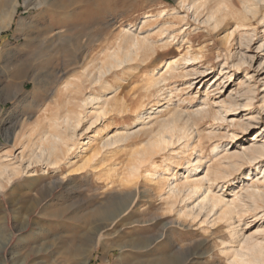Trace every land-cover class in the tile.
<instances>
[{
    "label": "bare ground",
    "instance_id": "obj_1",
    "mask_svg": "<svg viewBox=\"0 0 264 264\" xmlns=\"http://www.w3.org/2000/svg\"><path fill=\"white\" fill-rule=\"evenodd\" d=\"M44 1L46 0H37L35 6H43ZM76 1L87 9L93 0H67L63 8L74 6ZM27 2L25 0V3ZM239 2L241 9L236 10L233 0H179V5L186 13L169 6H164L156 13L148 12L141 24L123 26L114 41L105 46L97 57L90 59L87 58L83 43L77 47V41L82 38L81 33L64 39L59 37L58 41H48V34H45L42 42L48 47V56H64L63 58L68 59L67 66L74 67L73 73L64 78H60L56 72L49 74V79L56 76L59 81L54 95L55 108L51 115L46 114L49 111L48 106H42L45 116L41 115L33 122L13 123L11 130L15 131L5 129L1 132L5 141L13 139V146L19 149V152L17 155L8 149L0 152V192L21 173L36 175L37 165L59 168L62 164H67L70 169L84 170L95 163H105L109 155L115 152L128 150V163L123 168L122 185H132L142 178L156 190L164 213H174L175 216L168 217L164 228H174L175 224L190 226L198 223L203 231L208 233V237L197 243L199 245L196 249L210 244L204 251L198 252L206 256L204 264H214L216 259L223 261V264H264V223L251 233L246 230L250 224L249 218L255 221L264 219V136L258 140L260 135H257V132L247 144L241 143L239 147L234 148L230 147V144L236 142L238 134L235 131L222 132L214 127L228 121V116L237 112L241 105H253L256 88L250 81L251 77L246 74L236 84L235 90L243 99L241 102L233 98L234 94L231 92L229 98L222 100L216 107L215 100L211 97V93L220 89L226 78L232 79L233 73L230 72L218 79L222 78L221 81L216 80L208 87L201 102L195 106L189 107L182 101L176 102L173 94L178 87L173 84L178 78L186 75V63L204 56L203 49L192 48L188 38L184 41L190 45L180 57L165 60L157 71L149 70L156 59L173 51V45L182 34L189 36L198 29L189 27L188 31L183 28L190 24L188 17L198 24H203L211 34L218 35L227 26V22L233 19L234 28L220 37L227 51L226 59H232L233 67L240 68L244 64H250L243 56L236 62L242 49L237 48L238 51L233 52V48L236 44L241 47L243 39H251L255 30L247 29L249 26L253 27L249 24L251 19L264 23V0ZM54 3L48 1L47 5L54 8ZM1 4V8L11 5L8 10L0 9V20L5 22L1 29H7L12 25L21 1L1 0ZM78 12L81 14L80 10ZM74 17H77L75 13ZM23 25L24 20H20L19 27ZM73 25L75 27L70 25L72 30L77 27ZM263 46L264 43L260 45ZM10 56L2 51L0 53L2 66L5 68L12 65ZM220 56L221 53H218V57ZM14 63L18 65V62ZM225 63H228L227 60ZM26 66L19 70L13 81L10 79L12 82L8 86L2 88L4 94L14 92L15 97L18 95L22 87L17 80L25 77ZM144 67L145 72L141 79H138V86L128 90L140 69ZM209 75L207 74L206 78ZM189 84L192 87L193 83ZM212 87L216 88L211 90ZM261 104L264 109V95ZM129 116L132 117V122L117 126L111 131L113 120L126 119ZM256 117L253 115L247 123L239 122L237 126L242 131H248V125ZM99 125L101 126L92 136L82 138L86 132ZM76 148L87 154H79L78 160H70V154ZM106 172L113 175L116 168L111 165ZM239 174H242L238 177L242 185L234 187L231 196L226 195L225 187L238 183L235 177ZM131 194L128 193L125 197L128 199ZM130 204L131 201L117 214L106 217L105 221L94 228L95 233L100 237L106 229L112 228ZM113 206L117 204L114 202ZM101 216L104 217V214ZM224 229L228 238L215 235L217 231ZM100 242L97 241L96 245ZM191 250L193 249L190 246L180 244L173 250L174 253L166 255L160 264H178L192 254ZM90 262V259H87L81 264Z\"/></svg>",
    "mask_w": 264,
    "mask_h": 264
},
{
    "label": "rangeland",
    "instance_id": "obj_2",
    "mask_svg": "<svg viewBox=\"0 0 264 264\" xmlns=\"http://www.w3.org/2000/svg\"><path fill=\"white\" fill-rule=\"evenodd\" d=\"M20 1L21 5L10 27L1 29L5 22L0 20V53L2 51L11 55L13 60L12 65L5 68L2 66L3 60L0 57V109L2 111L0 134L2 137L1 132L5 129L15 131L11 130L13 123L33 122L41 115L45 116L41 109L42 106H48L49 111L46 114L51 115V111L55 108L54 95L59 81L56 76L49 79V74L56 72L60 78H64L73 73L74 67L67 66L68 59L63 58L64 56L59 58L48 56V47L42 42L45 34H48V41L49 39L58 41L59 37L64 39V37L81 33L82 38L77 41V47L83 43L84 50H87V58L90 59L97 57L105 46L110 45L123 26L141 24L148 12L156 13L164 6H169L176 7L181 13H186V10L179 5V0H96V2L93 0L88 4L91 9L90 7L86 9L77 1L70 8H63L67 0H46L41 7L35 6L37 0H27L28 4L25 0ZM48 1L55 2V7H48ZM233 3L236 10L241 9L239 0H233ZM29 5L32 7L29 8ZM1 6L0 0V9L11 8V5L2 8ZM263 8L264 6L262 13H264ZM75 9L80 10L81 14ZM74 13L77 17H74ZM20 20H24L22 27H19ZM188 21L190 24L183 28L198 29L189 36L182 34L173 45V51L156 59L149 70L157 71L165 60L180 57L186 52L190 43L194 49L201 47L204 56L186 63L184 68L186 75L178 78L173 84L178 87V90H174L173 99L176 102L182 101L185 106L189 107L200 103L205 96V90L229 72L233 73L232 79L226 78L221 88L211 93V97L215 100L216 107L222 100H227L231 92L234 94L233 98L239 99L240 102L243 101L235 88L240 78L248 74L251 77V83L256 88L253 105L249 107L241 105L237 112L228 116V121L214 127L222 132L235 131L238 134L236 142H232L230 147L236 148L241 143L247 144L257 132V135H260L258 140H260L264 136V109L261 104L264 95V46L260 47L264 43V23L251 19L248 23L253 27L247 28L255 29L251 34V39H243L241 47H238V44L234 45L233 52L242 49L236 62L243 56L250 63L238 68L232 66V59H226L227 51L220 41L223 34L234 28L233 19L227 22V26L219 32L220 35L211 34L208 28H205L203 24H198L191 17H188ZM73 24L77 27L72 30L71 26L75 27ZM186 38L190 43L184 41ZM218 53H221L220 57ZM226 60L228 63H225ZM14 61L18 62V65H15ZM24 65H27L25 77L17 80L22 87L18 93L19 96L15 97L14 92L4 94L2 88L14 80V76L22 67L24 68ZM144 72L145 67L140 69L128 90L138 86L137 81L141 79ZM207 74H210L208 78H206ZM210 78L212 79L208 80ZM6 79L9 83L5 81ZM221 80L222 78L218 81ZM189 82L193 83L192 87ZM215 88L212 87L211 90ZM253 115L257 117L248 125L249 130L242 131L237 123H247ZM130 122H132L131 116L126 119H115L110 129L114 131L117 126ZM100 126L86 132L82 138L92 136ZM2 143L0 152L8 149L12 150V154H18L19 149L14 148L13 139L7 142L3 137ZM128 152V150L115 152L109 155L105 163L99 165L95 163L84 170L70 169L67 164H62L59 168L37 165L35 167L37 172L34 176H29L26 172L19 174L17 178L15 176L14 181L12 180L10 185L8 184L4 191L0 192V264H81L87 259H90V264H160L162 259L166 255L173 254V250L180 244L190 246L193 252L178 264H204L206 256L198 252L204 251L210 244L196 249L199 245L197 243L208 237V233L203 231L198 223L190 226L175 224L174 228H164V223L169 220L168 217L174 218L175 216H173L174 213L173 215L164 213L161 200L155 193L156 190L142 178L134 182L133 186L131 184L122 185L123 168L128 163ZM79 154L86 155L87 153H82L79 148H76L71 152L70 160H78ZM96 165L98 167L95 168ZM111 165L116 168V172L108 175L106 171ZM241 176L242 174L236 175V181L239 182L234 186L225 187L226 195L231 196L232 189L242 185L238 178ZM128 193H132L129 197L132 198L131 200L125 197ZM130 201L131 204L116 224L106 229L99 237L94 228L106 217L117 214ZM114 202L117 206H113ZM102 214L104 217L101 216ZM248 221L250 223L246 229L248 233L255 231L260 224L264 223V219L255 221L249 218ZM215 235L228 238L225 229L217 231ZM97 241H101L98 246ZM150 241L153 243L146 247ZM213 263L223 264V261L216 259Z\"/></svg>",
    "mask_w": 264,
    "mask_h": 264
},
{
    "label": "crops",
    "instance_id": "obj_3",
    "mask_svg": "<svg viewBox=\"0 0 264 264\" xmlns=\"http://www.w3.org/2000/svg\"><path fill=\"white\" fill-rule=\"evenodd\" d=\"M1 112H2V111H1V109H0V119L2 118V117H1ZM0 122H1V120H0ZM2 138H3V137H2L1 134H0V149H1L2 144H3V143H2Z\"/></svg>",
    "mask_w": 264,
    "mask_h": 264
}]
</instances>
